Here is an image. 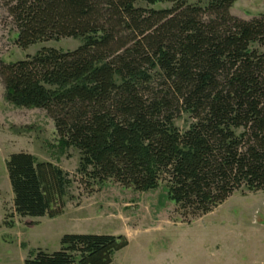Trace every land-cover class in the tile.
<instances>
[{"label":"trees","instance_id":"1","mask_svg":"<svg viewBox=\"0 0 264 264\" xmlns=\"http://www.w3.org/2000/svg\"><path fill=\"white\" fill-rule=\"evenodd\" d=\"M1 1L20 48L80 41L0 63L5 100L45 111L60 148L80 155L73 177L11 155L8 218L60 216L74 183L88 194L110 182L139 193L165 185L184 219L264 191V14L234 16L238 0ZM128 246L125 236L68 234L24 264H115Z\"/></svg>","mask_w":264,"mask_h":264},{"label":"rangeland","instance_id":"2","mask_svg":"<svg viewBox=\"0 0 264 264\" xmlns=\"http://www.w3.org/2000/svg\"><path fill=\"white\" fill-rule=\"evenodd\" d=\"M231 13L250 20L264 14V0H238ZM17 34L0 0V63L24 60L43 48L73 51L80 46L79 40L66 38L22 49ZM4 94L0 79V264H24L39 249L57 252L68 234L125 236L129 246L115 255V264H264V191L236 193L213 213L184 219L165 185L139 193L110 182L88 194L74 183L60 216L8 218L14 205L5 162L11 155L31 154L71 177L80 155L60 148L55 124L45 111L14 107ZM6 222L14 227L7 228Z\"/></svg>","mask_w":264,"mask_h":264},{"label":"crops","instance_id":"3","mask_svg":"<svg viewBox=\"0 0 264 264\" xmlns=\"http://www.w3.org/2000/svg\"><path fill=\"white\" fill-rule=\"evenodd\" d=\"M0 183H1V181H0ZM3 195H2V190H1V184H0V209L2 210V208H3V204H4V202H3V197H2ZM13 203H14V195H13ZM11 207H13V205L11 206Z\"/></svg>","mask_w":264,"mask_h":264}]
</instances>
